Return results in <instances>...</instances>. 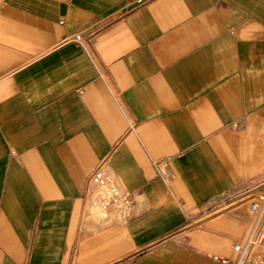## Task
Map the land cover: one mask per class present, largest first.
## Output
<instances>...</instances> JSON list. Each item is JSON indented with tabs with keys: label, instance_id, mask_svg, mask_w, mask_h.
Instances as JSON below:
<instances>
[{
	"label": "crops",
	"instance_id": "obj_1",
	"mask_svg": "<svg viewBox=\"0 0 264 264\" xmlns=\"http://www.w3.org/2000/svg\"><path fill=\"white\" fill-rule=\"evenodd\" d=\"M255 190L264 0H0V264H228Z\"/></svg>",
	"mask_w": 264,
	"mask_h": 264
},
{
	"label": "built area",
	"instance_id": "obj_2",
	"mask_svg": "<svg viewBox=\"0 0 264 264\" xmlns=\"http://www.w3.org/2000/svg\"><path fill=\"white\" fill-rule=\"evenodd\" d=\"M89 207L95 215L107 218L112 207L129 206L127 193H123L105 167V161L93 171L89 183ZM252 222L247 239L235 246L237 255L228 264H264V190H255L246 195Z\"/></svg>",
	"mask_w": 264,
	"mask_h": 264
}]
</instances>
